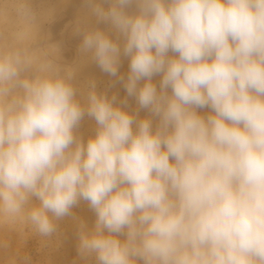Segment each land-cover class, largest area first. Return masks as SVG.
Listing matches in <instances>:
<instances>
[{"label":"clouds","instance_id":"clouds-1","mask_svg":"<svg viewBox=\"0 0 264 264\" xmlns=\"http://www.w3.org/2000/svg\"><path fill=\"white\" fill-rule=\"evenodd\" d=\"M84 3L123 44L86 29L81 52L137 108L94 80L82 104L31 0L4 10L0 250L6 231L46 241L83 200L96 219L77 224L82 264H264V0ZM85 115L97 125L86 143Z\"/></svg>","mask_w":264,"mask_h":264},{"label":"rangeland","instance_id":"rangeland-1","mask_svg":"<svg viewBox=\"0 0 264 264\" xmlns=\"http://www.w3.org/2000/svg\"><path fill=\"white\" fill-rule=\"evenodd\" d=\"M14 0H0V23L6 22L10 17L4 12ZM31 7L41 21V34L45 43L53 44L59 48L58 63L62 67L75 69L72 81L76 88V98L82 104L86 102L89 81H95L98 93H107L109 97L116 95L118 101L127 98L126 110L135 112L137 105L135 98L127 97V93L116 77H111L101 71L91 58L90 53H82L80 46L86 29H99L109 35L111 39L123 44V38L105 22H97L84 0H31ZM104 7H108L107 4ZM130 13L136 11V6L128 8ZM169 55H173L169 53ZM130 58L121 55L119 75L127 77ZM161 74L154 75L153 83L159 88ZM143 83V81L141 82ZM170 91V90H169ZM201 114H207L210 109H199ZM149 116L147 110L139 111V118ZM155 125V120H154ZM96 122L87 115L84 116L76 129V134L87 141L95 134ZM34 202H36L34 200ZM95 213L89 208L87 202L81 200L73 207L72 215L57 221V231L42 241L34 234H27L23 239L16 232H5L4 237L9 242V247L0 250V264H7L10 259H15L17 264H24L27 259L29 264H82L77 252V224L83 221L89 229L94 226ZM27 233V229L25 230ZM92 264H95L94 258Z\"/></svg>","mask_w":264,"mask_h":264}]
</instances>
